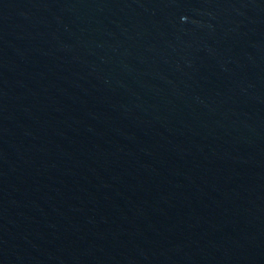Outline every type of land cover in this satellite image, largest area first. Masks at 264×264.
Wrapping results in <instances>:
<instances>
[{
	"label": "water",
	"instance_id": "water-1",
	"mask_svg": "<svg viewBox=\"0 0 264 264\" xmlns=\"http://www.w3.org/2000/svg\"><path fill=\"white\" fill-rule=\"evenodd\" d=\"M0 264H264V0H0Z\"/></svg>",
	"mask_w": 264,
	"mask_h": 264
}]
</instances>
